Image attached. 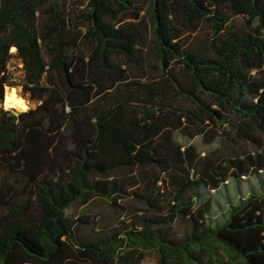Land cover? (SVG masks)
I'll return each mask as SVG.
<instances>
[{
	"label": "trees",
	"instance_id": "trees-1",
	"mask_svg": "<svg viewBox=\"0 0 264 264\" xmlns=\"http://www.w3.org/2000/svg\"><path fill=\"white\" fill-rule=\"evenodd\" d=\"M0 264H264V0H0Z\"/></svg>",
	"mask_w": 264,
	"mask_h": 264
},
{
	"label": "rangeland",
	"instance_id": "rangeland-1",
	"mask_svg": "<svg viewBox=\"0 0 264 264\" xmlns=\"http://www.w3.org/2000/svg\"><path fill=\"white\" fill-rule=\"evenodd\" d=\"M84 2V0H82ZM14 55V57L11 59L8 71L10 75L12 76V81L15 84L13 87H6V91L9 90V88H14L17 91V95L24 101L26 104V110L30 108H35L37 106V103L35 101L31 100V97L29 94H25L24 88H23V79H24V70H23V63L21 59L17 56L16 50L14 49L11 51ZM148 53V50L146 51ZM5 91V92H6ZM16 111L15 113H17ZM203 146L207 147L204 143H202ZM232 145L231 143H225L221 147V151L224 154H229L231 151ZM205 154V151L202 153ZM249 179H243L242 185L245 187H249L250 184ZM228 190H231V187H234V184L229 181L225 183ZM226 194V191L223 193H219V191H212L211 192V198H210V206L214 208L211 210L210 214L208 215L213 220H217V218L224 215L225 209L224 207L228 204V201L224 198V195ZM219 202V203H217ZM120 206L123 208L113 207L111 204H109L107 201H100L95 200L93 201L88 207L80 209V208H74L70 211V214H81L82 212H85L87 214H90L91 216H95V220L98 222L100 227H107L111 228L114 226H118L120 222H127L128 221V211L132 206H134V203L131 200L126 201H120ZM175 231L177 235H182L185 231V224L184 223H178L176 225ZM85 232H89V229H85Z\"/></svg>",
	"mask_w": 264,
	"mask_h": 264
},
{
	"label": "bare ground",
	"instance_id": "bare-ground-1",
	"mask_svg": "<svg viewBox=\"0 0 264 264\" xmlns=\"http://www.w3.org/2000/svg\"><path fill=\"white\" fill-rule=\"evenodd\" d=\"M14 48L12 49V51ZM5 106L9 109H16L18 112L25 110L26 104L24 101L17 95V91L14 88H9L5 93Z\"/></svg>",
	"mask_w": 264,
	"mask_h": 264
},
{
	"label": "water",
	"instance_id": "water-1",
	"mask_svg": "<svg viewBox=\"0 0 264 264\" xmlns=\"http://www.w3.org/2000/svg\"><path fill=\"white\" fill-rule=\"evenodd\" d=\"M17 111V110H16Z\"/></svg>",
	"mask_w": 264,
	"mask_h": 264
}]
</instances>
